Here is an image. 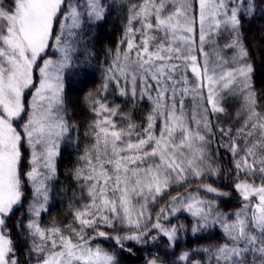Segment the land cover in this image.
Wrapping results in <instances>:
<instances>
[{"label": "snow or ice", "instance_id": "snow-or-ice-1", "mask_svg": "<svg viewBox=\"0 0 264 264\" xmlns=\"http://www.w3.org/2000/svg\"><path fill=\"white\" fill-rule=\"evenodd\" d=\"M112 7L0 0V264H121L117 253L134 254L128 244L147 252L143 264H264V90L242 32L256 0L124 5L103 82L84 97L93 143L69 174L79 192L71 218L42 223L61 144L78 133L65 80L96 60L86 28ZM233 196L239 207L223 211ZM216 230L218 242L200 243ZM183 237L196 246L180 248ZM161 239L163 256L151 250Z\"/></svg>", "mask_w": 264, "mask_h": 264}, {"label": "trees", "instance_id": "trees-1", "mask_svg": "<svg viewBox=\"0 0 264 264\" xmlns=\"http://www.w3.org/2000/svg\"><path fill=\"white\" fill-rule=\"evenodd\" d=\"M108 3L113 4L109 9L107 16L101 22L94 24L91 28H86L88 33L86 39L93 45V51L99 53L96 60L90 67L84 68L79 74H74L66 77L65 80V98L68 112L71 116V123L78 125V133H72V141L65 140L61 144L60 156L57 159L58 168V183L52 193L49 210L47 214L42 216V223L48 225L51 221L67 222L69 204L72 201L73 191L79 194L75 182L70 178L69 174L80 165L77 163V157L83 154L84 149L90 146L93 141L85 137L88 131L87 124L94 119L88 111V104L84 97L89 93H95L100 88L103 82V74L101 67L104 65L105 57L108 55L109 49H114L117 42L124 32V23L127 9L124 5L135 3L137 0H107ZM257 9L254 16L244 18L242 21V32L246 39V44L249 47L251 54V63L254 67V84L256 91L259 93L264 90V0H256ZM221 44L225 40L220 41ZM231 55V53H228ZM109 100L114 101L115 104L121 105L125 111H128L132 104L131 102L125 103L126 98L109 95ZM264 104V102H261ZM239 107L235 101H229V111L234 113ZM147 104L141 102L136 105V118L139 120L145 113ZM78 135V143H74ZM227 157H225V167H227ZM211 181H205L209 183ZM195 187V185L193 186ZM227 190V189H225ZM182 191V190H181ZM175 195V192L172 193ZM235 196L231 199L224 198L221 200V209L223 211H230L238 208ZM19 215V213H17ZM15 216L13 220H15ZM12 221H9L11 224ZM175 222V221H173ZM15 234V232H14ZM221 234L218 230L213 235L207 236L204 240L200 241L201 244L218 242ZM160 247L152 248V251L159 252L164 255V249L167 241L161 239L158 241ZM105 248L112 250L111 243H105ZM196 241L189 237L181 239L180 248L195 247ZM23 249V243L20 245ZM127 247H133L134 254L128 255L127 253H117L121 264H143V260L147 255L146 251L139 250L133 244H128ZM178 248L176 251H179ZM171 258V255L167 257Z\"/></svg>", "mask_w": 264, "mask_h": 264}]
</instances>
